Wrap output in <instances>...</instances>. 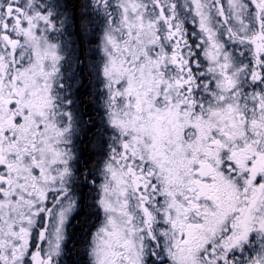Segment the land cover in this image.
Returning <instances> with one entry per match:
<instances>
[{
  "label": "snow or ice",
  "instance_id": "6c2138e0",
  "mask_svg": "<svg viewBox=\"0 0 264 264\" xmlns=\"http://www.w3.org/2000/svg\"><path fill=\"white\" fill-rule=\"evenodd\" d=\"M0 264H264V0H0Z\"/></svg>",
  "mask_w": 264,
  "mask_h": 264
}]
</instances>
